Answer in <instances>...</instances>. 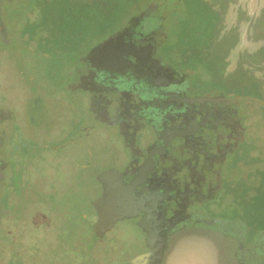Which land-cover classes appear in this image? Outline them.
Masks as SVG:
<instances>
[{"label":"flooded vegetation","instance_id":"obj_1","mask_svg":"<svg viewBox=\"0 0 264 264\" xmlns=\"http://www.w3.org/2000/svg\"><path fill=\"white\" fill-rule=\"evenodd\" d=\"M24 1L0 0V54L13 57L15 76H0V264H264V218L241 205L264 188V137L256 131L264 122L256 77L264 75V0H138L113 30L60 54ZM112 41L109 49L127 61L100 70L99 79L127 95L69 79L81 51ZM55 58L57 67L45 68ZM97 126L104 129L100 142H109L97 157L89 151L99 191L89 199L87 227L77 211L63 215L65 199L37 167H58L45 151L89 137ZM253 161L259 163L248 167ZM109 169L157 199L152 255H143L149 248L138 216L95 232L97 176ZM47 198L52 209L42 206ZM34 207L46 212L31 227L26 217L37 215ZM47 222L56 229L51 243ZM188 233L216 240L217 260L190 261L181 250L169 257Z\"/></svg>","mask_w":264,"mask_h":264},{"label":"rangeland","instance_id":"obj_2","mask_svg":"<svg viewBox=\"0 0 264 264\" xmlns=\"http://www.w3.org/2000/svg\"><path fill=\"white\" fill-rule=\"evenodd\" d=\"M49 12L50 14L47 17H49L50 19L52 18L53 22L46 24L45 25L46 27L44 28L45 30L41 29L44 32L41 31L39 34L42 35V32H43V35L48 36V42H50L51 44L50 45L51 51L56 52V53L59 52L58 54H60L65 51H70V50H74L77 47H81L80 45L81 41L84 39L82 38V35L80 34V28L78 27L77 30L75 29L76 25L78 26V24L70 20H69V23L61 22L59 18V14H58L59 11H56V9L54 10L53 8H51ZM130 13L131 12H129V14ZM126 15L127 13L123 16V18ZM32 19L36 20L37 16L34 15ZM115 27H116V24L113 27H110L109 30H113ZM88 35H89V32H88ZM89 40L90 38L86 40L84 44H82L83 46L81 48L87 47V45H89L87 43ZM90 42H92V40H90ZM12 62H13V57L9 53L2 52V54H0V72H2L0 76L2 77L4 76V79H7L8 81L12 78L13 79L15 78L14 74H12ZM58 63H59V60H56V58L51 59L50 61H48V63L45 64V68H48L49 70L55 69ZM38 65L43 67V65L40 64V62H38ZM227 71L229 70L227 69L226 72ZM256 77L259 79L261 86H262L263 93H264V75H259ZM52 83H56V82L54 80H51V84ZM5 84H2V90L6 89L8 94L10 95L11 93L13 96V91H15V89L12 90L9 88V86L6 87ZM261 108L264 112V105H261ZM256 128H257L256 131H260L261 135L264 137V122L259 121L257 123ZM102 132H104V129L101 126H97L92 131L91 135L89 136L90 138L87 136H83V137L78 138L75 142H67L61 148L56 149L54 151H50V150L45 151L48 163L49 164L56 163V162H53V160L56 158L58 160L57 164H59V166L58 167H37L38 169H41V171L44 170L42 173L45 175L44 176L45 180L54 181V188L57 189L60 192L59 195H62L63 198L65 199V201L63 202L62 200L60 201V205L63 206L62 208L64 209V212H65L63 213V215L67 217V215H69V211L71 208L73 213L77 211L78 216L82 218L84 223L86 222L87 227H89V225L87 224L92 220V216H91L92 209L90 208V205H89V199L90 197L93 196V194H96L99 191V186L97 185L95 178L91 175V173L93 172L94 169H96V167H88L90 166L88 163L89 151L90 153L91 152L95 153L96 157H97V154L99 155V154H102L101 153L102 151H106V146H107L106 144L109 141H104L103 144L100 142ZM91 137L97 139L98 141L93 140V143H91L90 141ZM51 141L57 142L59 141V139L51 140ZM263 141H264V138H263ZM92 162H93V159L91 163ZM37 163L38 162H36L35 165ZM258 163L259 162H254V161L248 162L249 164L248 167H255ZM52 170H54L55 172L54 171L52 172ZM75 185L77 187V193L74 192L75 193L74 194L73 191H74ZM261 190H263L262 192L264 193V188H262ZM256 192L258 193L260 192L259 186L256 187ZM259 196L260 195L255 194L253 195V197L250 198V200H247V201L245 200L241 202V205H243L244 207L256 213L255 215H251V216H255L256 219L259 217L264 218V198L259 199ZM48 198L45 199V201L42 203V206H48V204H50L51 209H52L53 208L52 203L49 202ZM93 208L95 211L94 206ZM49 209L50 208H48V211ZM33 210L39 216L34 214V215L26 217L28 218V222H30L31 227H32V224H35L36 222L41 220L39 219L41 218L40 216L41 213H43V211L46 212L44 207L42 208L34 207ZM83 215H86V217H83ZM88 215H90V219H88ZM55 216H54V222L57 221L58 223L59 221L56 220ZM51 217L48 216L50 220H51ZM93 217H94V214H93ZM47 224L48 225H46V228L44 229V231L47 229L48 231H45L44 234H45V238H49V241L51 243L52 242L51 238L56 240V236H57L56 231H55L56 229H54L52 232L51 227L54 223L52 224V222H47ZM87 229L90 230L91 227L90 229L86 228V231ZM26 230H27V233L32 234V235L34 234V237L37 235L36 233H38L34 231L33 228L26 229ZM39 233L40 235L38 238L41 237V230ZM32 235H28V238ZM124 240L125 239L121 238V243H123ZM177 243H178L177 247L176 245L175 247H172L171 249L172 252H170V254L168 255L169 257L174 256V254H176L178 250H181L186 255V257L189 258L190 261H195V260L205 261L206 255H208V257H206L208 260L210 259L212 261L217 260L216 250L219 247V244L214 239H210V238L206 239L204 236L201 237L200 235L188 233V234L181 236V238L178 240ZM54 244L55 243L50 244V245H54ZM204 250L206 252H201ZM222 250H223L222 248L219 249V251H222ZM199 254L200 255L205 254V255H203L204 257H201ZM167 260L168 259L164 258V264L165 262L166 264H168Z\"/></svg>","mask_w":264,"mask_h":264},{"label":"water","instance_id":"obj_3","mask_svg":"<svg viewBox=\"0 0 264 264\" xmlns=\"http://www.w3.org/2000/svg\"><path fill=\"white\" fill-rule=\"evenodd\" d=\"M137 19L139 18L134 16L127 21V34ZM261 21L264 25V10ZM121 35V32H118L114 34L113 39L117 40L122 37ZM112 43L113 41L100 42L90 50L81 51L75 60V65L70 69L69 79L74 83L80 82L84 85V89L99 83L114 87L127 95L125 88H119L114 83H104L99 79L100 70L113 64L122 63L121 61H127L122 55L109 49ZM258 101L264 104V100L258 99ZM97 179L101 183L102 192L92 200L96 211L95 232L101 236L117 222L138 216L137 223L146 233L145 242L150 250L143 255H152V247L159 239L157 234L159 231L157 227L159 222L157 199H154L152 195L137 192L133 184L125 183L120 171L113 169L103 171L97 176Z\"/></svg>","mask_w":264,"mask_h":264},{"label":"trees","instance_id":"obj_4","mask_svg":"<svg viewBox=\"0 0 264 264\" xmlns=\"http://www.w3.org/2000/svg\"><path fill=\"white\" fill-rule=\"evenodd\" d=\"M136 2L138 0H25L24 5H26L25 9L30 14L37 16L36 20L38 22L35 26H38L37 30L39 31L45 30V25L53 22L52 18L47 17L51 8L59 11L61 22L69 23L70 20L77 23L78 26L76 25L75 29L80 28V34L84 39L80 44L82 47V44L89 38L92 40L99 37L110 27H113L126 13L130 12L131 6ZM33 28L28 24V31H33ZM45 38H47V44L49 45L47 46L50 48L51 44L48 42V36L45 35ZM262 191L256 193L260 195L259 199L264 198Z\"/></svg>","mask_w":264,"mask_h":264}]
</instances>
